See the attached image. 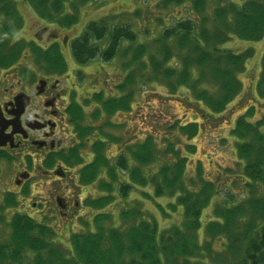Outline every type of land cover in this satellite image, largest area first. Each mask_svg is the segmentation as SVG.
Masks as SVG:
<instances>
[{
  "label": "trees",
  "instance_id": "obj_1",
  "mask_svg": "<svg viewBox=\"0 0 264 264\" xmlns=\"http://www.w3.org/2000/svg\"><path fill=\"white\" fill-rule=\"evenodd\" d=\"M24 1L46 23L68 26L76 21L73 14L61 15L66 0ZM67 1L75 10L90 0ZM13 2L0 0V67L12 62L21 50L20 42L7 46L22 27ZM181 6L188 14L175 17L150 43L137 41L136 32L128 25L108 28L103 20L89 21L70 41V53L77 64H87L95 57L103 61L116 55L126 57L127 74L116 87L120 93L105 97V91L100 90L83 101L84 105L93 103L92 119H105L103 128L116 125L108 119L113 114L131 110L135 92L130 85L138 79L153 77L169 94L181 92L180 99L201 110L206 119L223 113L242 91L239 76L252 50L233 51L224 44L232 37L255 41L264 36V0H160L157 4L160 10ZM104 40L105 47L101 46ZM30 51L47 60L50 67L64 64L57 44L42 51L31 47ZM259 65L254 90L264 97V49ZM78 75L83 77L80 72ZM251 109L239 115L230 129L245 195L227 205L215 202L203 225L202 214L218 190L213 180L203 176L200 166L195 177L184 181L187 157L176 142L168 140L159 149L155 136L148 133L140 141L125 142L110 160L109 145L123 143L121 138L101 126L78 125L80 142L68 157L74 164L82 162V137L98 133L91 144V158L79 172L80 184L96 181L100 191L85 200V205L98 210L92 228L73 232L67 251L54 241V229L48 224L20 212L11 213L7 220L0 211V264H264V113L251 121ZM70 115L73 120L82 119V108L72 102ZM176 124L168 127L175 134H197V121ZM193 148L185 145L186 150ZM160 153L166 162L146 174L143 168L157 162ZM136 186L150 187V191L141 190L146 199L171 197L167 208L169 213H179V222L159 229L137 205L120 210L118 224L105 225L111 216L99 210L115 202L114 189L120 198H126ZM14 202L13 195L6 198L8 205ZM156 206L164 215L168 213L161 204ZM85 225L89 226L88 222ZM200 232L205 239H200Z\"/></svg>",
  "mask_w": 264,
  "mask_h": 264
},
{
  "label": "rangeland",
  "instance_id": "obj_2",
  "mask_svg": "<svg viewBox=\"0 0 264 264\" xmlns=\"http://www.w3.org/2000/svg\"><path fill=\"white\" fill-rule=\"evenodd\" d=\"M159 1L90 0L85 4H79L77 9L72 10L69 1L66 0L61 15L65 16L69 14L72 16L73 14L76 16V21L72 25L62 26L42 21L26 1L14 0L15 9L22 18V27L14 37L9 39L7 46L13 42H20L22 44L25 41H39L41 44H46L49 42V38L55 36L61 43L60 46L64 58L67 61L73 62L74 60L69 48L70 41L79 35L85 25L91 20H103L108 28L112 25H128L136 32L137 41L150 43L165 25H170L173 22L175 17L188 14L183 6L160 10L157 8ZM37 33H40V37L36 36ZM64 40L67 42H64ZM122 44L124 45L125 42H122ZM105 45L104 40L101 42V46L105 47ZM224 47L233 51H242L250 48L252 55L246 61V69L239 76L243 83L242 91L226 106L223 113L214 114V118L207 117L206 119L202 117L200 115L202 113L201 110L193 107L192 104L186 102L184 99H180L182 98V95L179 94L181 92L169 94L162 84L153 77H149L150 79L146 80L144 78L138 79L134 84L130 85V88L135 92L131 110L119 111L109 117L108 119L116 124L113 128L102 127L105 119H91L88 117L87 120L88 125H99L104 131L120 137L123 141V143L117 145H109L107 154L110 160L114 158L119 149L124 147L123 144L130 141H140L148 133H152L155 136L159 149L164 148L168 140L176 142L175 146L187 157L184 181L188 183V179L195 177L196 168L200 166L203 176L209 180H213L218 190V193L213 196L212 204L210 203L202 214V225L206 219L211 217V210L214 204L218 202L227 205L231 203L232 199L238 200L243 198V194L245 195L242 188L244 184L243 180L238 177V174L241 172H239L235 162V139L230 134V129L236 118L241 114L247 113L250 108L252 109L249 115L252 112L253 114L248 116V119L251 121L259 120L264 113V97H261L254 90V84L260 72L259 59L264 49V36L255 41L232 37L226 41ZM125 61L126 57L121 55H116L107 61L95 57L83 69H77L85 71V68L90 65L87 72L91 73V75L88 74L91 82L96 84L94 89L104 90V96L108 97L120 93L116 87L117 84H120L124 80L127 74V69L123 65ZM2 72L3 70H0V74ZM82 73L80 72V74ZM92 89L86 86V90H89V92L78 93L80 97L82 95L88 97ZM92 108L93 106L85 107L87 115H89V111ZM188 121H197L198 131L196 135L175 134L168 129L172 122H177L176 125H178L179 123ZM262 131L264 132V127H262ZM71 133L72 131L67 132L66 140L72 136ZM186 144L194 145L193 150H186ZM85 157H87V154ZM163 158H166V156L160 153L157 157V162L146 164L147 166L143 168L144 172L146 174L153 173L160 165L166 162V160H161ZM33 173V176L27 181V199L23 200L21 196L18 197V194H16L18 202L10 205L14 206L10 212L19 211L26 213L37 221L51 226L55 232L54 241L63 250L68 251V239L73 232L85 231L88 228H92L90 226L92 225V218L98 210L85 205V200L100 194L97 182L92 181L91 184L81 188L77 183L76 177H74L76 175L75 170L69 173L72 179L66 178L61 180L51 179L44 173H40V171H34ZM8 183L12 189L17 191V188H14L11 181H8ZM22 188L20 191H22ZM141 190L150 191V187L141 188L136 186V188L126 195V198H120L117 190L114 189L115 202L99 210L111 216V219L105 221L104 224H118L117 214L119 211L137 205L142 210L144 217L152 219V221L154 220L159 229L167 228L179 222V213H169L167 208V203L172 199L171 197L160 196L146 199L141 194ZM56 193L61 195L73 193L78 201L77 210L72 214L73 216L69 215L67 218H64L55 207L51 210L53 205L51 199L53 194ZM28 199L31 200L30 202L37 203L36 208H32L30 202H28L27 206L21 205V202H26ZM156 204L164 206L168 213L166 215L161 213ZM19 206H23L24 208H18ZM179 211L180 209H178ZM6 217L8 220L10 214H6ZM85 222H88L89 226L85 225ZM1 229L5 230L3 226ZM200 234V239L206 238L203 233L200 232Z\"/></svg>",
  "mask_w": 264,
  "mask_h": 264
},
{
  "label": "flooded vegetation",
  "instance_id": "obj_3",
  "mask_svg": "<svg viewBox=\"0 0 264 264\" xmlns=\"http://www.w3.org/2000/svg\"><path fill=\"white\" fill-rule=\"evenodd\" d=\"M36 36L40 37V33ZM48 41L46 44L39 41L20 43L21 50L17 57L0 67V70H3L0 74V209H2L0 211L5 214H9L14 207L6 203L8 196L15 195L16 202L19 196L23 200L27 199V181L33 176L34 171H40L51 179L61 180L72 179L69 173L75 170L74 177L81 188L91 184H80L79 172L85 161L91 158V144L98 134L97 131L91 136L82 137L84 145L79 148L82 162L74 164L68 157L70 149L80 142L78 125L86 126L88 117L92 119L90 112L93 108L87 115L85 107H92L93 103L84 105L86 97L83 95L80 97L78 92H89L86 86L93 88L90 94L100 89L95 90L96 84L89 78L91 73H88L87 69L90 65L85 71L77 69H83L88 63L77 64L74 61H67L58 39L52 36ZM53 44L58 45L63 65L50 67L47 60L33 56L30 51L31 47L42 51ZM78 72L85 75L79 78ZM72 102L82 108V119L77 120L76 117L72 119L70 115ZM69 131H72V136L66 140ZM8 181L13 183L18 192L8 185ZM30 201L28 199L21 202V205L27 206ZM51 202L53 203L51 210L55 207L64 218L75 213L78 206L73 193L53 194ZM30 204L32 208H36V202Z\"/></svg>",
  "mask_w": 264,
  "mask_h": 264
}]
</instances>
